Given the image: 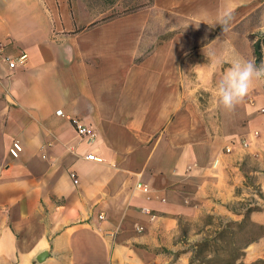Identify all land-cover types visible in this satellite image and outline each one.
Segmentation results:
<instances>
[{
  "label": "crops",
  "instance_id": "0c3cea01",
  "mask_svg": "<svg viewBox=\"0 0 264 264\" xmlns=\"http://www.w3.org/2000/svg\"><path fill=\"white\" fill-rule=\"evenodd\" d=\"M263 4L153 0L103 21L83 2L0 0V264H192L164 247L180 249L181 219L234 211L247 152L238 142L262 126L264 82L231 115L216 91L202 111L199 90H216L214 63L228 57L195 65L192 78L181 62L230 37L221 29L200 46L187 29L219 27L224 13L231 27ZM161 12L179 31L136 62ZM24 53L10 68L7 57ZM74 119L94 136L78 135Z\"/></svg>",
  "mask_w": 264,
  "mask_h": 264
},
{
  "label": "rangeland",
  "instance_id": "374dc122",
  "mask_svg": "<svg viewBox=\"0 0 264 264\" xmlns=\"http://www.w3.org/2000/svg\"><path fill=\"white\" fill-rule=\"evenodd\" d=\"M70 2L72 6L83 2L93 16L105 21L143 7H150L153 0H70ZM171 21V17L166 13L154 14L142 44L145 50L154 48L165 38L168 39L179 31L171 28ZM189 26L187 30L194 34L200 46L208 45L222 29L221 26L209 27L197 23ZM226 34L230 37L229 44L226 40L224 43L221 40L213 48H199L185 56L181 62L182 73L192 78V74H195V65L213 59L214 54H225L227 60L214 63V74H224L236 61L255 60L253 45L258 39L262 40L264 59V4L257 12L229 27ZM214 91L215 88L212 91L200 88L198 96L202 111L212 105L211 94ZM263 117L264 115L258 117L256 123ZM206 118L208 123L216 122L212 116ZM214 129L217 130L218 127L214 125ZM238 143L247 152L240 160L244 174L243 183L236 188L235 199L227 205L234 211L228 212L225 208L220 212L210 210L202 212L195 220L181 219L180 233L175 240L180 244V249L172 251L164 247V253L167 255L175 257L188 253V259L192 264H222L223 255L230 252L233 246L239 250L245 242L252 240L236 264H253L264 259V121L262 126L244 134ZM231 147L233 149V145ZM233 221L240 224L237 225ZM215 238L216 241L213 240ZM232 241H236V244L231 243ZM200 243L204 244L198 247ZM248 253L249 257L246 259Z\"/></svg>",
  "mask_w": 264,
  "mask_h": 264
},
{
  "label": "clouds",
  "instance_id": "9594fccd",
  "mask_svg": "<svg viewBox=\"0 0 264 264\" xmlns=\"http://www.w3.org/2000/svg\"><path fill=\"white\" fill-rule=\"evenodd\" d=\"M231 18V13H224L219 18L217 24L221 26L223 33L229 31ZM256 81L264 82V61L259 65L255 60H239L232 63L216 83L218 108L226 115H231L244 101Z\"/></svg>",
  "mask_w": 264,
  "mask_h": 264
},
{
  "label": "trees",
  "instance_id": "16d2710c",
  "mask_svg": "<svg viewBox=\"0 0 264 264\" xmlns=\"http://www.w3.org/2000/svg\"><path fill=\"white\" fill-rule=\"evenodd\" d=\"M173 35H171V37ZM170 38H168V39H170ZM168 39L165 38L164 41H166ZM153 50H154V48H151V49H149L147 51H143V53L139 57L136 58V62L142 61L144 58H146L148 55H150L153 52ZM253 51H254V55H255V62H256L257 65H259L261 63V61H264V59H263V47H262V40L261 39H258V40H256L254 42ZM234 223L237 224V225L240 224L238 222H234ZM227 237L228 236L226 235V238ZM226 238L224 236V239H226ZM213 240L216 241V238L213 239ZM250 241L252 242V240H249L248 242H245L243 247H241L239 250H238V247H234L233 246V249L229 250L230 252H228V253L223 255V258L221 259L222 264H236V262L239 259H241L242 256L244 255V249L251 243ZM231 243L236 244V241H232ZM203 244L204 243L198 244V247H201ZM243 264H246V263H243ZM253 264H264V259L259 260L258 263H253Z\"/></svg>",
  "mask_w": 264,
  "mask_h": 264
},
{
  "label": "built area",
  "instance_id": "2783aa9c",
  "mask_svg": "<svg viewBox=\"0 0 264 264\" xmlns=\"http://www.w3.org/2000/svg\"><path fill=\"white\" fill-rule=\"evenodd\" d=\"M26 58H27V54L24 53V54H21L20 56L15 57V58L7 57V61H8L9 67L14 69L20 63H24ZM58 113L63 114L62 110H58ZM74 123L76 125L77 133L81 137L91 139V137L94 136L95 131H94V128L92 126L84 125V124L80 123L77 119H74ZM231 149L232 148L230 146H227V148H226L227 151H230ZM21 150H22L21 144L18 141H15L13 143L11 149H10V153L12 154V156L18 157ZM87 157L89 159L99 160V158L96 157V155L93 152L88 153ZM75 181H77V180L75 179ZM138 187H140L144 190L147 189L146 185L138 184Z\"/></svg>",
  "mask_w": 264,
  "mask_h": 264
}]
</instances>
